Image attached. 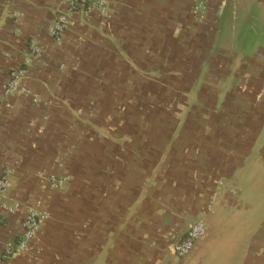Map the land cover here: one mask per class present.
Instances as JSON below:
<instances>
[{
  "label": "crops",
  "instance_id": "1",
  "mask_svg": "<svg viewBox=\"0 0 264 264\" xmlns=\"http://www.w3.org/2000/svg\"><path fill=\"white\" fill-rule=\"evenodd\" d=\"M69 1L0 0V264H264V0ZM29 209L50 217L9 262Z\"/></svg>",
  "mask_w": 264,
  "mask_h": 264
},
{
  "label": "built area",
  "instance_id": "2",
  "mask_svg": "<svg viewBox=\"0 0 264 264\" xmlns=\"http://www.w3.org/2000/svg\"><path fill=\"white\" fill-rule=\"evenodd\" d=\"M81 8H87V12H91L96 8H100L105 11V6L101 0H70L68 3V10L70 12H78ZM196 13L199 15V19L205 18V2L200 0L195 8ZM67 26V19L64 15H59L54 22L52 37L57 42L63 40V34ZM35 41H32V45L35 47ZM26 75L25 70L17 69L12 70L9 74V78L3 87V94L6 98L13 95H27L30 90L23 84V79ZM8 108L11 107L10 103H7ZM8 173L0 176V205L2 209L8 215H16L20 210L19 203H10L6 201V195L9 190ZM67 179L54 180V187L60 188L66 183ZM210 209V205H208ZM50 214L45 210L29 209L26 211L25 216L21 222V228L23 233L13 244L5 249V258L7 261H11L16 255L25 253L30 243L35 239L37 234L41 231L43 224L49 219ZM205 225L202 221L196 222L190 230L179 239L175 246V253L183 258L187 256L193 249L194 244L204 235Z\"/></svg>",
  "mask_w": 264,
  "mask_h": 264
},
{
  "label": "flooded vegetation",
  "instance_id": "3",
  "mask_svg": "<svg viewBox=\"0 0 264 264\" xmlns=\"http://www.w3.org/2000/svg\"><path fill=\"white\" fill-rule=\"evenodd\" d=\"M204 2H205V18H204L203 20H206V16H207V7H208L209 0H204ZM195 8H196V7H194V11H195V14H196V10H195ZM197 15H198V14H197ZM235 194H237V191L235 192ZM207 207H208V206H207ZM201 221H202V222L204 223V225H205V232H204V235H203V236H202V237H201V238H200V239L194 244L193 249H194L195 245H196V244H197L202 238H204L205 236H207V233H208L207 222H206L205 220H201ZM197 222H198V221H197ZM189 230H190V229H189ZM189 230H188V231H189ZM188 231H187V232H188ZM181 238H182V237H181ZM181 238H180V239H181ZM193 249H192V250H193ZM192 250H191V251H192ZM190 253H191V252H190ZM190 253H189V254H190ZM189 254H188V255H189ZM188 255H187V256H188ZM185 257H186V256H185Z\"/></svg>",
  "mask_w": 264,
  "mask_h": 264
}]
</instances>
